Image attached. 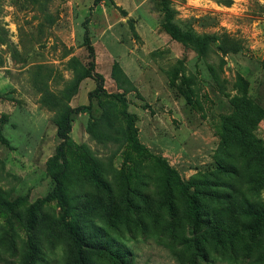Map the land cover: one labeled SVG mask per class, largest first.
<instances>
[{"label":"rangeland","instance_id":"374dc122","mask_svg":"<svg viewBox=\"0 0 264 264\" xmlns=\"http://www.w3.org/2000/svg\"><path fill=\"white\" fill-rule=\"evenodd\" d=\"M167 2L181 28L226 32L241 51L174 39L160 0H0V264H26L30 240L32 264H72L49 163L60 113L89 94L71 116L63 177L89 264H264V220L251 230L233 204H264V160L226 126L250 110L264 149V0ZM158 160L181 183L171 207ZM200 179L196 226L186 195ZM221 217L232 228L217 240Z\"/></svg>","mask_w":264,"mask_h":264},{"label":"trees","instance_id":"16d2710c","mask_svg":"<svg viewBox=\"0 0 264 264\" xmlns=\"http://www.w3.org/2000/svg\"><path fill=\"white\" fill-rule=\"evenodd\" d=\"M160 5L163 11V28L176 40L180 41L185 45H190L195 48L199 52H204L208 49L211 43L217 42V49L221 52L222 55L227 53H235L241 51L242 45L239 40L236 38L231 37L228 33L222 32L219 34H199L193 31L190 28L183 29L178 26L174 21L173 12L167 2V0H160ZM241 82L243 79L239 78ZM89 102L84 105H78L76 107H66L63 110L58 118L57 121V129L56 134L60 139L58 145L55 148V153L50 159V167L53 168L51 172V177L53 181L52 187V195L57 200V203L61 206L62 213L59 218V223L63 227L70 243L73 248V255H72V264H89V258L86 252L85 247H91L92 242L91 239H87L83 234L80 227H77L76 224L69 221L67 218L68 214L70 213V207H68V201L65 195V187H64V174H65V165L67 162V154H66V145L69 141V132L71 130V116L74 113H78L80 111H88L91 107L90 103V94H89ZM235 111L243 118H239L237 114L233 115L232 118H228L226 121V126L230 128L233 133V136H238L240 139L247 144L248 142L246 139H249L250 145L252 147V153L250 160L253 161L258 159L259 161L264 160V149L263 147H258L259 140L252 137L248 131V126L252 124L255 120L253 115L247 113L248 111H241L239 109H235ZM129 119L132 118L130 115H126ZM260 118V117H259ZM259 118L256 120L258 121ZM256 123V122H255ZM129 128L132 134H129L130 137L134 135V129H132V123L129 124ZM134 144V143H133ZM135 145V144H134ZM134 149L139 154H142L143 148L137 145ZM159 166L161 169L162 177L161 183L164 190L167 192L165 201L168 207H171V196L172 190L176 182L180 185V181L175 178L174 179V171L171 170L168 166H166L163 162L159 161ZM219 170L222 168L223 164L218 163ZM246 169V167H245ZM222 171H224L222 169ZM252 172H257V170H253ZM257 181V180H256ZM98 185L100 187H104L105 183L99 179ZM262 185H264V180H262ZM203 182L201 179L198 182H194V191L186 195V202L187 208L190 215V218L194 225L199 226L201 223V216H200V201L198 200V196L201 193H205L203 189H199V185L203 186ZM264 187H262L263 189ZM209 192V191H208ZM207 192V194H208ZM223 200L228 206L232 205L231 197L225 195L222 197ZM233 204L244 214L248 216L254 217L255 221L250 225V229L253 230L255 227L258 226L261 220H264V204L262 202H248L245 201L242 204L238 199L235 197ZM229 212L228 215L231 216L233 214V209L228 207ZM217 219V218H216ZM212 235L215 239L221 240L226 233L229 232V229L232 228L231 223L228 222L226 219L221 217L220 222L214 220L211 224ZM32 235H30L31 238ZM232 238H227L221 241L230 242ZM30 250V254H28V260L26 264H32L34 261V253L36 251V243H33L30 240V246L28 248Z\"/></svg>","mask_w":264,"mask_h":264}]
</instances>
